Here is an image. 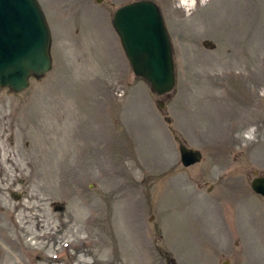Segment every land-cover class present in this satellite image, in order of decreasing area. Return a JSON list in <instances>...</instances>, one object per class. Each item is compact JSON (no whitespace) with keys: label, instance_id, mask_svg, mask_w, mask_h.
I'll return each instance as SVG.
<instances>
[{"label":"rangeland","instance_id":"1","mask_svg":"<svg viewBox=\"0 0 264 264\" xmlns=\"http://www.w3.org/2000/svg\"><path fill=\"white\" fill-rule=\"evenodd\" d=\"M129 1L37 0L51 69L0 88V264H264V0L160 5L161 100L111 30Z\"/></svg>","mask_w":264,"mask_h":264},{"label":"water","instance_id":"2","mask_svg":"<svg viewBox=\"0 0 264 264\" xmlns=\"http://www.w3.org/2000/svg\"><path fill=\"white\" fill-rule=\"evenodd\" d=\"M127 59L135 76L145 80L158 96L175 84L171 46L157 7L137 2L120 8L113 17ZM49 30L36 0H0V88L21 92L31 75L51 67ZM182 164L201 160L198 151L187 149L174 134ZM252 190L264 196V178L251 182Z\"/></svg>","mask_w":264,"mask_h":264},{"label":"flooded vegetation","instance_id":"3","mask_svg":"<svg viewBox=\"0 0 264 264\" xmlns=\"http://www.w3.org/2000/svg\"><path fill=\"white\" fill-rule=\"evenodd\" d=\"M135 1H142V0H133V1H129V3H132V2H135ZM147 1L153 2L158 7L159 10L162 8L160 5L168 4L169 6H172V3H174V1L176 2V5L178 4V0H170V1L169 0H165L164 3H162L161 0H158V1H156V0H147ZM256 178H264V175L258 176V174H255V179ZM254 194L259 195L257 193H254ZM259 196L264 198L263 195H259ZM222 258H224V257H222ZM222 261H226V258L222 259ZM170 264H175V263L173 261H171ZM226 264H230V263L226 262Z\"/></svg>","mask_w":264,"mask_h":264},{"label":"bare ground","instance_id":"4","mask_svg":"<svg viewBox=\"0 0 264 264\" xmlns=\"http://www.w3.org/2000/svg\"><path fill=\"white\" fill-rule=\"evenodd\" d=\"M180 3L183 5V6H190L193 4V0H180Z\"/></svg>","mask_w":264,"mask_h":264}]
</instances>
